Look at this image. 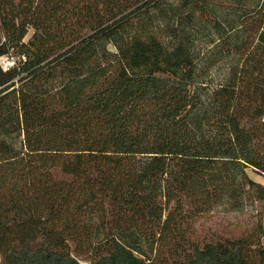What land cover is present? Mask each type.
Here are the masks:
<instances>
[{
	"label": "trees",
	"instance_id": "1",
	"mask_svg": "<svg viewBox=\"0 0 264 264\" xmlns=\"http://www.w3.org/2000/svg\"><path fill=\"white\" fill-rule=\"evenodd\" d=\"M164 1L0 0V58L13 60L0 264H264L260 241L191 234L214 206L264 201L247 174L264 176L262 69L228 62L208 84L251 49L264 0Z\"/></svg>",
	"mask_w": 264,
	"mask_h": 264
},
{
	"label": "rangeland",
	"instance_id": "2",
	"mask_svg": "<svg viewBox=\"0 0 264 264\" xmlns=\"http://www.w3.org/2000/svg\"><path fill=\"white\" fill-rule=\"evenodd\" d=\"M178 1L179 0L164 1V9H166L168 12L172 6H176L178 4ZM238 14H240V12ZM252 16L253 17H250L248 24H246L248 26H250V23L254 24L252 26L251 32L252 39H249L248 41L251 49L247 52L246 50L243 52L242 59L240 58V55H230L225 59L227 60L225 63L220 64V69L219 67H216L215 69L211 70L210 80L208 81L210 89L217 85L218 76L219 74L225 72L224 70L226 69V66H228V62L230 65L233 63L236 64L238 61H240L239 63L243 66H245V64L248 66L250 64H258L259 68L262 69V73L264 74V56L262 53H259L263 46L258 44V40H256L254 37V34L259 32V28L255 23H259L257 20L261 18L264 19V9L258 12L254 11ZM230 18L233 17L231 16ZM209 26L210 25L208 23L205 28L198 26L199 32L197 37L195 36V41H193V46H195L194 49L201 51L203 54L212 48V46H210V41L213 35L212 31L209 29ZM31 34L32 32L29 34L28 38L31 36ZM223 46L225 50L228 48V44L226 43ZM259 47L260 49H258ZM216 56V53H212V57L215 58ZM204 58H211V55H208ZM11 62H13V60H10L9 57L0 58V81H5L7 79L3 76V74L9 67H11ZM21 141L22 138H17L14 140V145L18 149H21ZM247 174L252 180L264 186V176L258 175L252 170H248ZM230 202H233V200ZM191 230L192 237L199 241L208 240L212 236H219L225 239L248 238L255 244L259 241L263 244L264 201H260L258 197H255L241 201L239 203V207H235L234 203L219 204L218 206H214L213 209L208 210L207 212L193 219L191 222Z\"/></svg>",
	"mask_w": 264,
	"mask_h": 264
},
{
	"label": "built area",
	"instance_id": "3",
	"mask_svg": "<svg viewBox=\"0 0 264 264\" xmlns=\"http://www.w3.org/2000/svg\"><path fill=\"white\" fill-rule=\"evenodd\" d=\"M10 65L12 66L13 65V62H11Z\"/></svg>",
	"mask_w": 264,
	"mask_h": 264
}]
</instances>
